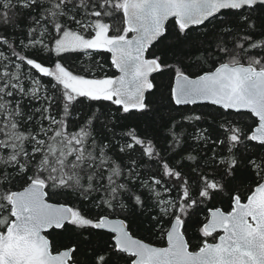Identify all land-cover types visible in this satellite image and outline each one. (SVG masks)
Returning <instances> with one entry per match:
<instances>
[{"label":"snow or ice","instance_id":"1","mask_svg":"<svg viewBox=\"0 0 264 264\" xmlns=\"http://www.w3.org/2000/svg\"><path fill=\"white\" fill-rule=\"evenodd\" d=\"M0 264H264V0H0Z\"/></svg>","mask_w":264,"mask_h":264},{"label":"trees","instance_id":"2","mask_svg":"<svg viewBox=\"0 0 264 264\" xmlns=\"http://www.w3.org/2000/svg\"><path fill=\"white\" fill-rule=\"evenodd\" d=\"M111 74V73H110Z\"/></svg>","mask_w":264,"mask_h":264}]
</instances>
